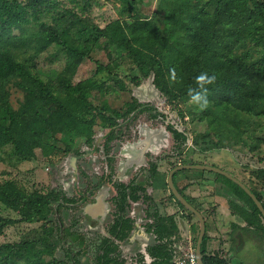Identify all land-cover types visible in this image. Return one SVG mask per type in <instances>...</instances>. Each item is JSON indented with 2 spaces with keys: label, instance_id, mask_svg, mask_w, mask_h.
Masks as SVG:
<instances>
[{
  "label": "trees",
  "instance_id": "16d2710c",
  "mask_svg": "<svg viewBox=\"0 0 264 264\" xmlns=\"http://www.w3.org/2000/svg\"><path fill=\"white\" fill-rule=\"evenodd\" d=\"M73 1L78 5L77 11L61 8L58 0H0V148L10 145L18 160L35 159L37 150L46 159L58 154L65 156L78 152L82 141L92 144L97 127L112 129L119 119L143 111V104L133 95L121 108H113L111 112L94 104V99L104 96L112 87L107 81L114 77L98 61L93 75L78 79L77 72L81 63L90 57L91 50L101 47L111 59L114 57L137 69L138 74L130 77L133 86L138 87L143 79L152 77L154 88L181 117L184 112L177 107L179 102L185 104V113L191 118L207 124V130L201 134L207 144L199 147L200 151L223 148L212 140L211 132L223 135L226 129L232 135L248 133L253 141L249 143L250 150L264 140V131L257 134L251 127L256 120L260 129L263 122L258 120L264 118V0H159L157 11L164 12L163 27L139 11H134L129 19H116L99 27L89 17L96 0ZM44 15L51 16L52 22L36 23L33 32L47 35L58 46V52L64 54L63 66L46 74L39 65L41 56L23 53L17 41L19 35L26 34L29 16L37 20ZM104 72L109 75L106 79L97 75ZM201 73L215 76L212 83L205 85L208 103L204 108L188 107L189 89L198 90L195 77ZM114 81L115 89L128 90L125 81ZM10 86L22 93L16 108L10 102ZM174 133L183 141L188 138L185 133ZM113 136L112 131L107 140ZM105 146L108 148L107 143ZM156 168L157 164L151 162L152 176L157 173ZM115 185L117 214L107 234L96 241L92 264L126 262L118 246V241L125 239L132 228L131 220L123 216L127 206L126 189L130 188L128 195L133 200L141 196L144 200L151 199L141 186ZM248 188L264 207L263 193L251 186ZM222 191L241 201L229 200L231 212L239 215L253 232L263 234L264 219L245 191L228 179ZM180 192L183 194L182 189ZM74 201L61 189L41 193L13 180L0 179V202L21 215L19 219L0 215V235L6 227L19 221L45 220L43 234L31 229L16 242L1 243L0 264H82L81 249L64 247L60 259L54 254L61 239L69 243L67 238L74 234L71 229L77 219L73 218L69 225L59 219L54 230L50 213L60 212ZM176 203L186 211L188 220L196 217L180 202ZM201 213L205 218L203 210ZM152 217L149 229H153L156 243L147 252L153 258L152 264H170L167 242L178 234L177 223L173 215L162 214L158 208ZM208 238L206 224L200 245L203 263L229 264L209 251Z\"/></svg>",
  "mask_w": 264,
  "mask_h": 264
},
{
  "label": "rangeland",
  "instance_id": "374dc122",
  "mask_svg": "<svg viewBox=\"0 0 264 264\" xmlns=\"http://www.w3.org/2000/svg\"><path fill=\"white\" fill-rule=\"evenodd\" d=\"M58 1L61 3V8H72L74 11L78 10V5L73 0ZM158 3L159 0H96V3L91 7L89 17L99 27H104L109 22L116 19H129L134 11H139L143 16L153 18L156 24L163 27L164 12L157 11ZM127 9L134 10H129V12H127ZM29 19V22L25 25L26 34L19 35L17 38L18 47L23 53H36L41 56L39 65L43 73L46 74L53 68L60 69L64 63V54L58 52V46L47 35L35 34L33 32L35 31L36 23L41 21L51 23V16L44 15L37 20L29 16ZM101 48H93L91 50L90 57L85 59L79 66L77 78L80 79L93 75L96 61H98L108 67L110 72L109 75H112L114 80L121 79L125 81L128 90L123 91L115 89V81L109 80L107 84L112 87L109 88L104 96L97 100L94 99V104L104 108L106 112H111L113 108H121L123 103L129 100L130 96L133 95L139 102L144 103L148 107H152V109L146 108L143 112L137 113L136 111L126 119L118 120L119 124L116 130H118L119 136L110 144V153L115 155L116 171L105 180L97 182L96 179L103 170V163L105 161L104 153L99 151L97 145V143L102 145L104 141V137L101 136L96 141L97 143L95 146L97 148L95 147L94 150H89V153L83 152L84 143L82 141L78 152H72L70 154L74 156L70 166L67 165L68 163L66 161L69 159L70 155L64 156L58 154L46 159L43 158L37 150L35 159L18 160L11 151L10 145H5L0 148V179L13 180L18 185L28 189H37L41 193H45L49 189H61L67 196H85L87 198V200L78 201L72 207L62 208L60 212L50 213V218L54 221L52 222L54 230L58 228L59 219L63 221L64 225H69L73 218L77 219L76 224L71 229L74 234L67 238L69 243L61 239L60 244L57 245L54 252L56 258L60 259L63 257L64 247L72 246L75 249H81L80 259L82 264H92L93 247L102 235L107 234V228L114 216L113 213L115 208L111 197L114 195L115 191L112 187V180L117 179L122 182H128V180L131 179L130 177H132L134 181H139L146 186L147 192L152 195L155 201L161 200L162 205L159 207L162 212L168 213L177 209V205L174 202L166 200L168 191L165 182L159 179V182L156 181L153 184L151 183V177L147 171L148 165L146 163L149 160L157 161L159 176L161 177L167 175L169 167L175 163L180 164L186 161H192L215 165L227 172H234L236 177H238L237 179H240L247 187L251 186L260 190L264 197V140L259 141L255 149L250 150L249 143H253V141L251 137L249 138L248 133L245 134L246 132H242L237 135H232L226 129L224 130V136L219 133L211 132L214 134L212 140L223 146L224 149L213 148L207 151H200L199 147H204L207 144L203 138H201V134L207 130V124L198 123L197 120L191 118L188 112L185 113V104L179 102L177 107L183 110L184 117L181 118L182 120H177V124L179 121L183 123L181 128L188 136L187 142L181 141V139L173 133L172 127L167 125L170 117L176 114L177 111L173 105L167 102L166 97L154 88L152 77L143 79L141 83L143 92H147L148 95L139 96L138 88L141 86L135 87L130 81L132 75L138 74L137 69L120 62L116 58L114 59V57L111 59L107 56V50ZM53 53L58 54V56L53 58L51 55ZM114 55H116V53ZM104 73L105 74L97 75L106 79L109 75H107L106 72ZM149 86H151V90ZM10 92V102L12 106L16 108L21 100L22 93L14 86H10ZM186 105L188 107H198V105L194 104L192 101H189ZM162 113L166 116H162ZM258 121L263 122L261 124L262 129L257 128L256 120L255 123L251 125L252 128L256 129L255 131L257 134L261 133L260 131H264V118H260ZM145 125L151 130L156 129L160 134V144H166L156 153L148 151L152 138L150 135H145V132H143L142 126ZM96 130L100 131L98 127ZM163 130H165L168 138H165ZM98 134H100V132ZM262 134L264 137V132H262ZM134 141H136L137 147L134 160L131 162L126 160V154L130 151H128V149L124 150L122 147L127 146L128 142ZM127 148L129 147L127 146ZM91 155L95 156L91 157ZM108 171H105V174H107ZM216 177H218L219 180L216 181ZM195 179H198V181H196L198 183V198H200L198 205L201 210H203L209 224H211L209 236L214 242L209 246V251L211 253H216L228 261L229 264H263L259 262L258 257L260 253L264 251V233H255L247 226L242 227L245 223L239 222L237 217L228 218V212L219 214L216 210L217 206L214 204L213 197L218 194V191L221 192V184L211 186L208 182H202H225V178L216 176L215 173H210V171L203 172L201 176H194L187 172H182V174L177 176L178 185L189 193L193 189L190 187L195 182ZM229 185L231 187L234 186L232 183ZM101 192H106L105 200L108 203V211L106 215L101 218L98 217L95 220L90 219L84 213L83 207L88 201H92ZM191 193L195 194V191L192 190ZM238 193L240 192L238 191ZM233 196H231V198L234 199L235 196ZM224 205L230 209L229 203H224ZM141 206L143 208L145 205L142 204ZM0 215L13 219H19L21 216L18 211L5 207L1 202ZM145 219L148 218L144 217L142 221L145 222ZM192 222L195 225L191 224L188 230L190 231L191 241L195 246L198 231L197 217L192 218V221L188 223ZM44 223L45 220L43 219H34L30 222L19 221L10 225L6 227L3 234L0 235V244L4 242H16L25 232L31 229H36L39 233L43 234ZM239 223L242 224V226H240ZM62 226L63 225H61V227ZM244 237L250 241H247L245 245L241 247V243L245 241L243 240ZM149 242H151V239ZM125 244H129L128 257L131 256L132 260L138 259V252L142 250L141 242L137 240L125 242ZM128 257L126 264H132ZM144 263L148 264V261Z\"/></svg>",
  "mask_w": 264,
  "mask_h": 264
},
{
  "label": "flooded vegetation",
  "instance_id": "af4514ba",
  "mask_svg": "<svg viewBox=\"0 0 264 264\" xmlns=\"http://www.w3.org/2000/svg\"><path fill=\"white\" fill-rule=\"evenodd\" d=\"M134 1V0H132ZM141 86V85H140ZM154 86V85H153ZM139 87V86H138ZM138 101V100H137ZM139 102V101H138ZM141 103V102H140ZM143 106H141L144 110L147 108V109H152V107H148L147 105H145L144 103H142ZM146 106V107H144ZM143 110V111H144ZM143 111H140V112H143ZM177 111V110H176ZM136 112V111H135ZM133 112V113H135ZM131 113V114H133ZM138 113V111H137ZM130 114V115H131ZM162 116H166L165 114H161ZM179 113L177 112L176 114H173L170 119H169V122H168V126L172 127V130H173V133L175 131L177 132H182V133H185V131L181 128L183 126V123L181 121H179V123L177 124V120H182L181 118L183 117H179ZM126 119V118H125ZM123 120V119H122ZM171 122V123H170ZM175 126H174V124ZM119 124V123H118ZM118 126V125H117ZM116 127L112 128V129H109V128H99L100 131L96 130L95 131V134L93 135V142L92 144L88 145V144H85L84 143V153H89V150H94V148L96 147L95 144L97 143L96 141L99 139V137H104L103 138V143L102 145H98L99 147V151L104 153V163H103V170L100 172V175L97 177V182H101L103 180H105L106 178H108L109 175H111L114 171H116V167H115V164H116V160L114 159L115 155L111 154L110 153V149H111V143L113 141H115L117 138H118V130H116ZM142 130L143 132H145V135H150L151 138H152V141L150 142V146H149V150L150 152H153V153H156L163 145H166V144H160V140L161 138L159 137V133L158 131L156 130H151L147 125L145 126H142ZM107 131V133H106ZM113 131V138L111 140H107L108 139V135ZM164 133H165V138H168V136L166 135V132L165 130H163ZM100 132V134H98ZM103 132V133H102ZM176 135V133H174ZM186 134V133H185ZM177 136V135H176ZM179 137V136H178ZM163 138H164V135H163ZM180 138V137H179ZM181 139V138H180ZM181 141H183L181 139ZM188 141V138L186 141H183V142H187ZM106 143L108 144V148L105 146ZM167 143V142H166ZM127 146L129 148H127ZM127 146H124L122 147L124 150H127L130 151L126 154V160L127 161H131L133 162L134 160V154H135V151H136V141L134 142H128L127 143ZM132 147V148H131ZM97 148V147H96ZM217 149V148H216ZM219 149H224V148H219ZM86 151V152H85ZM134 151V152H133ZM202 151V150H201ZM207 151V150H206ZM75 153V151H72ZM71 152V153H72ZM147 152V151H146ZM71 153L67 154V155H70ZM66 155V156H67ZM95 155H91V157H93ZM74 156L70 155L69 156V159H67V165L70 166L71 163H72V160L74 159L73 158ZM126 161V162H127ZM151 162H155L157 164V161H153V160H149L147 161V171L149 173V176L151 177V183L153 184L154 182L158 181L159 182V179H161L162 181L165 182V186H166V189L168 191V197L166 198L167 201L169 202H174L176 205V201H178L174 196L173 194L171 193L169 187L167 186V176H168V173L169 171L174 168L175 166L177 165H183V164H203V165H208V164H205V163H200V162H192V161H186V162H183V163H175V164H172L170 167H169V170H168V173L167 175H164V177H161L159 176V169H158V164H157V168H156V171L157 173L155 174V176H152L151 173H150V163ZM209 166H214V167H217L215 165H209ZM219 168V167H217ZM105 169V170H104ZM221 169V168H219ZM109 170V171H108ZM200 170L202 172H200ZM223 170V169H221ZM105 171H108L107 174H105ZM205 171H209V170H205V169H197V168H189V169H180V170H176L173 172L172 174V181L174 183V186L176 187V189L178 190V192L196 209L198 210V203L194 197H192L190 195V193L186 190H184L181 186L178 185V181H177V176L179 174H182V172H187V173H191L193 174L194 176H201L203 174V172ZM225 171V170H224ZM227 172V171H225ZM174 173H177L175 176H174ZM210 173H215L216 176H221L223 178H225L224 180L228 179L229 181L233 182L231 179H229L228 177L222 175L221 173H217V172H214V171H210ZM229 173L230 175L236 177L235 173L234 172H227ZM104 176V177H103ZM131 179L128 180V182H122V181H119V180H112V187L114 188V195L111 197L112 199V202L114 204V216L112 218V221L113 219L116 217V205H115V202H114V198L118 196V190H117V187L115 185V183H122L126 186L128 185H131V186H134V187H143L145 189V193L150 196V200H144V198L141 196L140 198H138L137 200H133L129 197V193H130V188H127L126 189V193H127V206L125 207L124 209V212H123V216L126 217V218H129L131 220V224H132V228L128 234V236L121 240V241H118V246H119V252H120V255L122 257H124L127 261V257H128V254H129V244H125V242H129V241H140L141 242V245H142V250H140L138 252V259H133L131 258V256L128 257L129 261L132 263V264H145L144 262L145 261H148V264H152V260L153 258L149 255V253L147 252V248L149 246H153L155 245L156 243V239H155V234L154 232L152 231L153 229L150 228L149 229V226L153 224V217H152V213L156 210V208L159 209V212L162 213V214H167V215H173L174 218H175V222L177 223V226H178V234L177 235H173L171 236V238H169V241L170 242H167L166 240H163V242H167L169 243L168 246H169V253H170V258H171V246L173 245V242L176 241V240H180L183 238V234H186V233H190V231L188 230L189 229V226L191 224L195 225L193 222L192 223H188V222H191L192 221V218L191 217L189 220L185 217V213L186 211L182 210L180 207H178L177 205V209H174L173 211H170L168 213H165V212H162L160 207L162 204H161V200L160 201H155L154 198L152 197V195L150 193L147 192L146 190V186L144 184H142L141 182L139 181H134L132 179V177H130ZM238 178V177H236ZM111 180V179H110ZM200 180V178H199ZM215 180H219L218 177L215 178ZM240 180V179H239ZM198 181V179H195V182ZM194 182V181H192ZM195 182L193 184H195ZM197 183V182H196ZM234 183V182H233ZM192 184V185H193ZM221 184L222 188H223V185H224V182L221 181V182H218V185ZM187 188V187H186ZM180 189L183 190V194L180 192ZM222 191V190H221ZM219 193H222L226 199H227V203H229V200H233V198H231V196L229 194H225L223 191L220 192L218 191ZM137 193H139V191H137ZM66 195V194H65ZM66 197L68 198H73L75 201L72 202V203H69V206L68 207H72L74 206L78 201L80 200H87V198L85 196H81V197H74L73 195L71 196H67ZM105 197H106V192H101L99 193L92 201H88L84 207H83V210H84V213L90 218V219H96V218H101L103 217L104 215H106L107 211H108V203L107 201L105 200ZM230 197V198H229ZM97 200H100V203H102V208L100 210H98V212L100 213H96L95 216L91 215L90 213L87 212V208L86 206L87 205H92L94 203H97ZM235 200V198H234ZM193 201V202H192ZM179 202V201H178ZM240 202V201H239ZM145 205L143 208L141 205ZM182 204V203H181ZM183 205V204H182ZM184 206V205H183ZM185 207V206H184ZM200 208V207H199ZM200 213H201V210H198ZM193 213V212H192ZM202 214V213H201ZM196 216V215H195ZM203 216V215H202ZM144 217H147L148 219H145V222H143V218ZM197 217V216H196ZM204 217V216H203ZM205 221H206V216H205ZM111 221V222H112ZM188 221V222H187ZM77 222V221H76ZM198 218H197V228H198ZM110 225V224H109ZM206 226V224H205ZM106 235V234H105ZM151 235V236H149ZM197 236H198V231H197ZM151 239V242H149V240ZM197 240V238H196ZM196 240H195V243H196ZM243 240H246V241H250L249 239H246L245 237L243 238ZM252 241V240H251ZM245 241H243L241 243V247H243L245 245ZM251 243V242H250ZM240 245V244H239ZM238 247V246H237ZM141 259V260H140ZM258 260L259 262L263 263L264 264V251H262V253H260L259 257H258ZM139 262V263H138ZM126 264V262H125Z\"/></svg>",
  "mask_w": 264,
  "mask_h": 264
},
{
  "label": "water",
  "instance_id": "95a60500",
  "mask_svg": "<svg viewBox=\"0 0 264 264\" xmlns=\"http://www.w3.org/2000/svg\"><path fill=\"white\" fill-rule=\"evenodd\" d=\"M189 168H197V169H205V170H209V171H214L217 173H221L222 175L228 177L229 179H231L234 183H236L239 187H241L245 193L254 201L255 205L257 206V208L260 211V214L262 216V218L264 219V207L261 203L260 200L257 199V197L250 191V189L243 183L241 182L239 179H237L236 177L230 175L229 173L225 172L224 170H221L217 167L214 166H209V165H203V164H183V165H177L174 168H172L167 176V186L169 187L171 193L173 194V196L180 202L182 203L187 209H189L191 212H193L199 221V231H198V236H197V240L195 243V255H196V260L198 264H204L202 261V255H201V250H200V245L202 242V237L203 234L205 232V219L202 216V214L196 210L176 189V187L174 186V183L172 181V174L174 171L176 170H180V169H189ZM87 212L90 213L91 215L95 216L96 213H100L98 212V210H100L102 208V203H100V200H97V203H94L92 205H87Z\"/></svg>",
  "mask_w": 264,
  "mask_h": 264
},
{
  "label": "built area",
  "instance_id": "2783aa9c",
  "mask_svg": "<svg viewBox=\"0 0 264 264\" xmlns=\"http://www.w3.org/2000/svg\"><path fill=\"white\" fill-rule=\"evenodd\" d=\"M170 264H198L195 255V246L189 233L173 242L171 246Z\"/></svg>",
  "mask_w": 264,
  "mask_h": 264
},
{
  "label": "crops",
  "instance_id": "0c3cea01",
  "mask_svg": "<svg viewBox=\"0 0 264 264\" xmlns=\"http://www.w3.org/2000/svg\"><path fill=\"white\" fill-rule=\"evenodd\" d=\"M240 178V177H239ZM202 182H208V183H210V185L211 186H217L218 185V182H216V181H202ZM212 183V184H211ZM190 188H193L192 190H194L195 191V194L194 193H191V191H190V195L192 196V197H194L195 198V200L197 201V202H200L199 200H200V198H198V183H195V184H193ZM196 189V190H195ZM222 192V191H221ZM218 194H216L213 198V201L215 202L214 204L217 206L216 207V210L219 212V214H223V212H228V215H229V217L228 218H234V217H237L238 218V221L239 222H243V223H245L244 222V220L239 216V215H237V214H234V213H232L231 212V209H229V208H227V207H225V205H224V203H227V199H226V197L222 194V193H219V192H217ZM236 200H238V199H236L235 198V201ZM238 202H239V200H238ZM240 203V202H239ZM206 224H207V229H208V235H209V230L211 229V224H209V222H208V220L206 219ZM240 224V223H239ZM240 226H242V224H240ZM242 227H246L245 225H243ZM251 229V228H250ZM212 242H214L211 238H210V236H209V238H208V241H207V246H208V249H209V246H211V243ZM245 242H247L246 240H245Z\"/></svg>",
  "mask_w": 264,
  "mask_h": 264
},
{
  "label": "clouds",
  "instance_id": "9594fccd",
  "mask_svg": "<svg viewBox=\"0 0 264 264\" xmlns=\"http://www.w3.org/2000/svg\"><path fill=\"white\" fill-rule=\"evenodd\" d=\"M195 80L197 81L198 90L189 89L190 99L200 108H204L208 103L204 94L207 91L205 85L212 83L215 80V76L208 75L207 73H201L195 77Z\"/></svg>",
  "mask_w": 264,
  "mask_h": 264
},
{
  "label": "bare ground",
  "instance_id": "6f19581e",
  "mask_svg": "<svg viewBox=\"0 0 264 264\" xmlns=\"http://www.w3.org/2000/svg\"><path fill=\"white\" fill-rule=\"evenodd\" d=\"M149 88H150V90H151V86H149ZM138 91H139V96H140V95H146V96L148 95L147 92H145V91L143 92V90H142V86L138 88Z\"/></svg>",
  "mask_w": 264,
  "mask_h": 264
}]
</instances>
